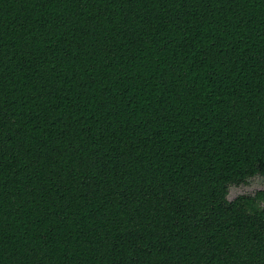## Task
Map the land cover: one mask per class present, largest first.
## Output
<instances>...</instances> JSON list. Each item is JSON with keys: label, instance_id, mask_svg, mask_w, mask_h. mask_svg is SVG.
<instances>
[{"label": "trees", "instance_id": "trees-1", "mask_svg": "<svg viewBox=\"0 0 264 264\" xmlns=\"http://www.w3.org/2000/svg\"><path fill=\"white\" fill-rule=\"evenodd\" d=\"M264 0H0V264H264Z\"/></svg>", "mask_w": 264, "mask_h": 264}, {"label": "rangeland", "instance_id": "rangeland-1", "mask_svg": "<svg viewBox=\"0 0 264 264\" xmlns=\"http://www.w3.org/2000/svg\"><path fill=\"white\" fill-rule=\"evenodd\" d=\"M260 189L264 190V176H254L252 178H249L246 183L231 185L228 191V199H232L242 193L252 194L256 190Z\"/></svg>", "mask_w": 264, "mask_h": 264}]
</instances>
